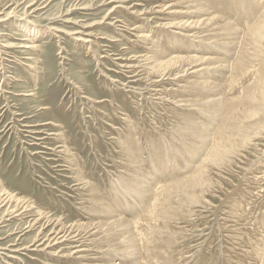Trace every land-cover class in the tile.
<instances>
[{"label": "rangeland", "instance_id": "obj_1", "mask_svg": "<svg viewBox=\"0 0 264 264\" xmlns=\"http://www.w3.org/2000/svg\"><path fill=\"white\" fill-rule=\"evenodd\" d=\"M169 3L189 17L160 13ZM174 3L0 0V185L26 202L0 193V264H131L134 243L144 250L133 257L144 264H264V111L241 106L250 120L238 111L222 125L208 108L224 94L214 82L229 88L224 98L237 97L259 68L245 73L248 63L231 60L237 40L228 27L246 32L242 46L251 44L250 57L260 55L263 66L264 42L243 39L249 26L235 4L217 17L199 3ZM186 19L200 24H177ZM27 29L37 32L26 44L33 50L24 44ZM219 54L230 56L236 74L213 73ZM169 58L185 61L174 67L179 72ZM203 71L210 74L201 78ZM127 185L140 191L126 193ZM132 231L138 238L130 247ZM63 235L64 244L51 243Z\"/></svg>", "mask_w": 264, "mask_h": 264}, {"label": "bare ground", "instance_id": "obj_2", "mask_svg": "<svg viewBox=\"0 0 264 264\" xmlns=\"http://www.w3.org/2000/svg\"><path fill=\"white\" fill-rule=\"evenodd\" d=\"M168 1H175V3H177V2H186V3H199L198 5H199V7L198 8H200V9H204L205 10V12L207 11V12H209V11H212V13L215 15V16H219V15H217V14H224L223 12H221L220 10L221 9H224L225 11L226 10H228L230 7H231V5H233V4H235V6L238 8L237 10L240 12V15L242 16V18L244 17L243 15H245V18H243V22L242 23H244V24H248V26H249V31H248V35H246V36H244L243 37V39L245 38V40H246V38L248 39V41H250L249 43H252V44H254V46H256V47H259L258 45H260V46H262L263 45V42H264V21L262 20V21H260L259 20V17L260 16H262V14H264V0H168ZM162 2V1H161ZM173 3V2H172ZM172 3H169V4H171V5H169L168 7H162V6H160L159 7V11H160V13H164V11L165 10H168V11H171L172 12V10L174 9V11H175V7L172 5ZM174 3V4H175ZM179 4L177 3V6H178ZM184 7H185V5H183ZM182 6V7H183ZM197 6V5H196ZM195 6V7H196ZM187 7V6H186ZM232 7H234V6H232ZM232 7L230 8V9H232ZM236 7H234L235 8V10H236ZM121 8V7H120ZM192 8V6L190 7V9ZM218 8V9H217ZM220 8V9H219ZM234 8H233V10H234ZM189 8H188V10H190ZM192 9H194V7L192 8ZM229 9V10H230ZM181 10H182V8H181ZM223 10V11H224ZM232 10V11H233ZM174 11L172 12V13H170V15L171 14H174ZM198 11V10H197ZM201 11V10H200ZM176 12V11H175ZM148 13V12H147ZM149 13H150V11H149ZM152 13H155V11L154 12H152ZM212 13H210L211 15H212ZM165 14V13H164ZM176 14H179L180 16V18H188L189 17V14H184V12L183 11H178V12H176ZM205 14V13H204ZM142 15V14H141ZM144 15V14H143ZM149 15V14H148ZM167 15H168V13H167ZM202 15H203V10H202ZM202 15H200V16H202ZM205 15H208V14H205ZM211 15H210V17H211ZM239 15V14H238ZM12 16V15H11ZM146 16V15H145ZM160 16V15H159ZM162 16V15H161ZM166 16V15H165ZM165 16H163V17H165ZM172 16V15H171ZM209 16V15H208ZM208 16H205V17H208ZM191 17V16H190ZM204 17V16H203ZM202 17V18H203ZM168 18V17H167ZM199 18V17H198ZM201 18V17H200ZM231 18V17H230ZM12 19V18H11ZM179 19V18H178ZM194 19V18H193ZM197 19V18H196ZM215 19V18H214ZM223 19V18H222ZM3 20V19H2ZM2 20H0V22L2 21ZM7 20V19H6ZM204 20V19H203ZM202 20V21H203ZM206 20V19H205ZM207 20H209V19H207ZM218 20H220V19H218ZM240 20H242V19H240ZM4 21V20H3ZM185 21V20H184ZM183 21V22H184ZM186 21H187V19H186ZM190 21V20H189ZM191 21H192V19H191ZM195 21H197V20H195ZM195 21H193V22H191V23H189L188 21V23H181L180 22V20H179V23H177L180 27L182 26V25H189V26H191V24H192V26H196V24L198 25V24H200V21H197V22H199V23H195ZM201 21V22H202ZM215 21V20H214ZM167 22V21H166ZM174 22H175V20H174ZM173 22V23H174ZM222 22V21H221ZM241 22V21H240ZM27 23V22H26ZM24 24V23H23ZM23 24H19V25H17V26H19L20 28H26L25 26H26V24L23 26ZM165 24V23H164ZM169 24H170V22H169ZM172 24V23H171ZM176 23H174L173 25H177ZM181 24V25H180ZM221 24V23H220ZM172 25V26H173ZM28 26V25H27ZM188 26V27H189ZM218 26V25H217ZM241 26V25H240ZM184 27V26H183ZM227 27H228V25H227ZM227 27H225V28H227ZM234 26H230V27H228L229 28V30L231 29V30H233L234 32H233V34H232V36L233 35H235V33H238V35H240V36H238V37H232L231 36V42H234L235 40H237V43L234 45V48H230V49H232V51H233V55L231 56V60H233L234 59V57H236L237 59H238V61H239V63L240 64H243L244 65V63H248V65H246L245 67H246V70L244 71L245 73L246 72H248V70H250V69H253V70H256L258 67V71H256V73H254L255 74V76L254 75H252L253 77H254V81L253 82H250V81H243V83L241 84L240 82V84H241V88L238 90V93H239V91H240V95H238L237 97H235L234 95H236V92L234 91L233 93L234 94H232L231 96L228 94V96L227 97H225L224 98V94H227V91H226V89H229V88H226V89H223L222 87L221 88H219L217 85H216V82H212L213 84H214V87H213V89H215L216 90V92H218V91H220V90H222V94H223V97H219L218 95L216 96V97H219V98H216V97H214V98H216V99H211V101H208V108H210L211 106H213L214 105V109H215V111L218 113V119H221L222 120V122H221V120H220V122L222 123V125L226 122V121H229V120H231V117H233L232 115L234 114V113H237L238 111H240V107L241 106H243V110H245L246 109V107L248 106V105H251V106H253L254 108H255V110H256V112L257 111H264V66L262 65V63L260 64V59L258 60L259 62H256V59H258L259 57L258 56H260V55H258V52H257V55L258 56H256V57H258V58H255V56H254V60L250 57L251 56V54L249 53V47L251 46L252 47V45L250 44V46L247 48L246 47V45L245 46H242V42L240 41V39L242 40V37H241V35H242V33H246L244 30H241L240 28L238 29L237 27L236 28H233ZM243 27H244V25H243ZM159 28V27H158ZM164 28V27H163ZM174 28V27H173ZM172 27H171V29H173ZM198 28V27H197ZM155 29V28H154ZM167 29V28H166ZM187 29V28H186ZM244 29H246V28H244ZM158 30V29H157ZM164 30V29H163ZM191 30H193L192 28H191ZM140 31V30H139ZM209 31H210V29H209ZM214 31V30H213ZM226 31H228V30H226ZM241 31H243V32H241ZM182 32V31H181ZM184 32H189L190 33V28H189V30H184ZM217 32V31H216ZM240 32V33H239ZM27 35L26 36H24V37H26V39H24V44L26 45V44H29V42H32V40L37 36V32H36V30H31V29H27ZM174 33V32H173ZM183 33V32H182ZM189 33H186V34H189ZM198 33V32H197ZM203 33V32H202ZM215 33V32H214ZM214 33H212V34H214ZM178 34V33H177ZM181 34V33H180ZM200 34V36H201V33H199ZM199 34L197 35L196 34V32H193V35H197L196 37H198L199 36ZM204 34V33H203ZM209 34V33H208ZM216 34V33H215ZM214 34V35H215ZM185 35V34H184ZM213 35V36H214ZM245 35V34H244ZM175 36H177L176 34H175ZM190 36H191V34H190ZM190 36H186V37H188L187 38V41L189 42V44L191 45V44H194V43H191L192 42V40H195V37H191L190 38ZM204 36V35H203ZM212 36V35H211ZM225 36V35H224ZM228 36V35H227ZM181 37V36H180ZM184 37V36H183ZM226 37V36H225ZM179 38V37H178ZM194 38V39H193ZM201 39L203 38V37H200ZM209 38V37H208ZM212 38V37H211ZM36 39V38H35ZM213 39L214 40H216V39H222V38H217L216 37V39H215V37H213ZM212 39V40H213ZM169 40V39H168ZM176 40V39H175ZM196 40H198L197 38H196ZM211 40V41H212ZM228 40H229V38H228ZM173 41V40H172ZM172 41L170 40V42L172 43ZM216 41H218V40H216ZM221 41V40H220ZM224 41H226L225 39H224ZM175 42H177V41H175ZM223 42V41H222ZM227 42V41H226ZM230 42V41H229ZM229 42H227V43H229ZM243 42H245L244 40H243ZM247 42V41H246ZM179 43V42H178ZM187 43V42H186ZM214 43V42H213ZM212 43V44H213ZM216 44L218 43V42H215ZM214 43V44H215ZM221 42H219L218 44H220ZM175 44H177V43H175ZM213 44V45H214ZM223 44L224 43H221V45L223 46ZM231 44H233V43H231ZM230 44V45H231ZM19 46V45H18ZM184 46H186L185 44H184ZM224 46H226V44L224 45ZM229 46V45H228ZM22 47H24L25 48V46H22ZM183 47V46H182ZM198 47V46H197ZM209 48L211 47V46H208ZM217 47V46H216ZM219 47V46H218ZM232 47V46H231ZM250 47V48H251ZM17 48V47H16ZM26 48H31L32 50L33 49H35V44L33 43V45H31V46H27L26 45ZM203 48V47H202ZM214 47L212 46V49H213ZM19 49H20V47H19ZM175 49V48H174ZM190 49V48H189ZM220 49H221V47H220ZM252 49H253V47H252ZM256 50H257V48H255ZM259 49V48H258ZM260 49H262L261 47H260ZM176 50V49H175ZM195 50V49H194ZM211 50V49H210ZM214 50V49H213ZM216 50V49H215ZM226 50V49H225ZM254 50V49H253ZM263 50V49H262ZM26 51H28V50H26ZM198 51V50H197ZM197 51H195V52H197ZM228 51H229V49H228ZM232 51H230V52H232ZM255 51V50H254ZM260 51V50H259ZM167 52V51H166ZM264 52V51H263ZM198 53V52H197ZM221 53H223V52H221ZM254 53V52H253ZM261 53V52H260ZM163 54V53H162ZM166 54V53H165ZM168 54V53H167ZM209 54V53H208ZM207 54V55H208ZM213 54V53H212ZM218 54V53H217ZM224 54V53H223ZM226 55H228V54H232V53H225ZM196 55V54H195ZM198 55V54H197ZM206 55V56H207ZM214 55V54H213ZM220 55V54H219ZM222 55V54H221ZM221 55L219 56V58L218 59H220L221 58ZM253 55V54H252ZM166 56V55H165ZM200 56V55H199ZM198 56V57H199ZM210 57L212 56V55H209ZM169 57V56H168ZM170 57H172V56H170ZM216 57V56H215ZM224 57V56H223ZM222 57V58H223ZM176 58V57H175ZM179 58V57H178ZM176 59V60H173V58H171L173 61H171L170 60V58H169V60L173 63L174 62V64L175 65H173V71L174 72H176L177 73V71L179 72V70H177L176 68L179 66V64H182L183 62L185 63V61L183 60V59ZM185 58V57H184ZM188 58V57H187ZM186 58V59H187ZM209 58V57H208ZM221 58V60H217V61H215V60H213V62H220L221 64V66L219 67V63H218V67L220 68V69H216L215 70V68L213 67V66H211V67H213L214 68V72L213 73H215L217 70H221V67L223 68V69H227V68H229L230 67V69L232 68L233 69V73L232 74H236V73H234V63H233V61L231 62L230 61V56H226L224 59H222ZM226 58H229V59H226ZM193 59H195V57L194 56H192V57H190L188 60L190 61H192V62H196V60H193ZM198 59V58H197ZM200 59V58H199ZM204 59V58H203ZM237 59H235L236 60V62H238L237 61ZM251 59V60H250ZM262 60H263V58H261ZM30 60H34L33 58H31ZM209 60V59H208ZM156 61H158V60H156ZM210 61H212L211 59H210ZM223 61L225 62V61H227V62H229V65H227L226 63H223ZM198 62H200L199 60H198ZM198 62L197 63H195V64H198ZM264 62V61H263ZM156 63V62H155ZM203 63V62H202ZM254 63L257 65V67H254L253 65H254ZM186 64H188V63H186ZM201 64V63H200ZM200 64H198V65H200ZM204 64H205V62H204ZM207 64V63H206ZM264 64V63H263ZM171 65V64H170ZM184 65V64H183ZM182 65V66H183ZM191 65H192V63H191ZM193 65H194V63H193ZM197 65V66H198ZM210 65H211V63H210ZM237 65L238 66H241V65H239L238 63H237ZM163 66V65H162ZM202 66V65H201ZM207 66V65H206ZM209 66V65H208ZM217 66V65H216ZM250 66V67H249ZM167 67V66H166ZM171 67V66H170ZM174 67H176V68H174ZM193 67V66H192ZM200 67V66H199ZM242 67V66H241ZM245 67H243V68H245ZM248 67H249V69H248ZM184 68H186L185 66H184ZM204 68V67H203ZM236 68V67H235ZM31 69L32 70H36V68H34V65H31ZM165 69V68H164ZM196 69V68H195ZM211 69V68H210ZM34 70V71H35ZM161 70V69H160ZM184 70V69H183ZM187 70V69H186ZM200 70V69H199ZM207 70V69H206ZM208 70H209V68H208ZM207 70V71H208ZM237 70V69H236ZM191 71V70H190ZM194 71V70H193ZM196 71H198V70H196ZM206 71V72H207ZM210 71V70H209ZM227 71V70H226ZM238 71V70H237ZM250 71H252V70H250ZM249 71V72H250ZM38 72V71H37ZM36 72V73H37ZM188 72V71H187ZM192 72V71H191ZM211 72V71H210ZM219 72V71H218ZM223 72H224V70H223ZM229 72H230V70H229ZM228 72V73H229ZM236 72V71H235ZM239 72H241V71H239ZM254 72V71H253ZM252 72V73H253ZM182 73V72H181ZM180 73V74H181ZM185 73V72H184ZM207 73H209V72H207ZM207 73H205V74H207ZM212 73V72H211ZM221 73V72H220ZM228 73H226L225 75H227ZM179 74V75H180ZM188 74V73H187ZM202 74V73H201ZM205 74H204V71H203V75H202V77L201 78H204V76H205ZM210 74V73H209ZM222 74H224V73H222ZM229 74H231V73H229ZM229 74H228V76H229ZM238 74V73H237ZM241 74V73H240ZM217 75V74H216ZM216 75H215V77H216ZM224 75V76H225ZM183 76V75H182ZM209 76V75H208ZM227 76V77H228ZM231 76V75H230ZM242 74L241 75H238V76H236V78L238 79L239 78V80L238 81H240V79L242 78ZM180 77V76H179ZM211 77H212V75H211ZM220 77H222L221 75H220ZM226 77V78H227ZM36 78V77H35ZM179 79H181V78H179ZM224 79V78H223ZM230 79V78H229ZM232 79V78H231ZM230 79V80H231ZM236 79V80H237ZM250 79H251V76H250ZM177 80H178V78H177ZM194 80V79H193ZM220 79H218L217 80V84H218V81H219ZM226 80V79H225ZM225 80H224V82H225ZM236 80H234L233 79V81H236ZM191 81V80H190ZM223 81V80H222ZM228 82V81H227ZM249 82V83H248ZM245 83H248V85L246 84L245 85ZM195 84H197L196 82H195ZM194 84V85H195ZM203 84H207V82H204ZM198 85H199V83H198ZM219 85V84H218ZM223 85V84H222ZM230 85V84H229ZM224 86V85H223ZM166 89V88H165ZM229 91H231V89L229 90ZM209 92H211V91H209ZM220 93V92H219ZM228 93H230V92H228ZM231 94V93H230ZM204 95H206V94H204ZM221 95V94H220ZM29 96H31V94H29ZM206 97V96H205ZM207 97L209 98V96L207 95ZM208 98H206V99H208ZM180 101V100H179ZM204 104H206V102L204 103ZM216 105V106H215ZM255 105V106H254ZM187 106V105H186ZM191 106V105H190ZM194 107V106H193ZM245 107V108H244ZM250 107V106H249ZM206 108V107H205ZM207 108V109H208ZM248 109H250V108H248ZM210 109H208V111H209ZM253 110V109H252ZM205 111V110H204ZM246 111V110H245ZM244 111V112H245ZM252 112V111H251ZM254 112V114H255V111H253ZM208 113V112H207ZM210 113H211V111H210ZM239 113V112H238ZM248 113V112H247ZM247 113H244V115H242V113H241V111H240V114L243 116V117H241L242 119H247V117H248V119H249V117H250V115L251 114H253V113H251L250 114V111H249V114H247ZM258 113V112H257ZM240 115V116H241ZM263 115V114H262ZM239 117V116H238ZM252 117H253V115H252ZM264 117V116H263ZM181 119V118H180ZM240 119V118H239ZM248 119L246 120V121H248ZM253 119V118H252ZM251 119V120H252ZM125 120V119H124ZM199 120V119H198ZM233 120V119H232ZM250 120V119H249ZM182 121V120H181ZM185 121V120H184ZM256 121V120H255ZM250 122V121H249ZM258 123V122H257ZM256 123V124H257ZM247 125L249 124V123H246ZM194 125V124H193ZM217 125V124H216ZM215 125V126H216ZM253 125V124H252ZM198 126V125H197ZM206 126V125H205ZM212 126V125H211ZM211 126H210V128L209 127H207V129H208V131H211V130H213V128H211ZM229 126V125H228ZM230 126H232V125H230ZM235 126V125H234ZM237 126V125H236ZM254 126H256V125H254ZM195 127V126H194ZM248 127V126H247ZM249 127H250V125H249ZM188 128V127H187ZM218 128V127H217ZM216 127H215V129H214V132L213 133H215V135H216V133H219L222 129L220 128V126H219V129H217ZM240 128V127H239ZM206 129V130H207ZM232 130H233V128H231ZM253 129V128H252ZM257 129H258V127H257ZM239 130V129H238ZM254 130V129H253ZM219 131V132H218ZM257 131V130H256ZM204 132V131H203ZM238 132V131H237ZM240 132V131H239ZM240 133H242V132H240ZM244 133V132H243ZM212 134V133H211ZM246 134V133H245ZM188 135V134H187ZM197 135V134H196ZM195 136V135H194ZM240 136V135H239ZM251 136V135H250ZM210 137V136H209ZM247 137V136H246ZM197 138V137H196ZM252 138V137H251ZM165 139V138H164ZM174 139V138H173ZM211 139V138H210ZM209 139V140H210ZM235 139V138H234ZM246 139V138H245ZM190 140V139H189ZM227 140V139H226ZM243 141H245V140H243ZM191 142V141H190ZM223 142V141H222ZM198 143V142H197ZM207 143H212V141H208L207 140ZM225 143V142H224ZM245 143V142H244ZM205 144H206V141H205ZM232 144H233V142H232ZM200 145V144H199ZM209 144H207L206 146H208ZM205 146V145H204ZM211 146H212V144H211ZM217 145H215V147H216ZM209 147V146H208ZM214 147V148H215ZM219 147V146H218ZM217 147V148H218ZM187 148V147H186ZM213 148V149H214ZM220 148V147H219ZM228 148V147H227ZM188 149V148H187ZM190 149V148H189ZM225 149V148H224ZM191 150H193V149H191ZM220 150V149H219ZM232 150V149H231ZM212 151H214V150H212ZM189 152V151H188ZM194 152V151H193ZM215 152V151H214ZM222 152V151H221ZM191 153V152H190ZM219 153V152H218ZM204 154V153H203ZM210 154V153H209ZM212 154V153H211ZM224 154V153H223ZM228 154V153H227ZM172 155V154H171ZM170 155V156H171ZM191 155V154H190ZM198 155V154H197ZM216 156L218 155V154H215ZM214 155V156H215ZM73 156V155H72ZM162 156H163V154H162ZM169 156V157H170ZM215 156V157H216ZM219 157H220V154L218 155ZM218 156H217V159H218ZM226 156V155H225ZM225 156H223V157H225ZM216 159V160H217ZM162 160V159H161ZM162 162V161H161ZM185 163V162H184ZM188 164V163H187ZM168 165V164H167ZM185 166V165H184ZM160 167H162V166H160ZM152 168V167H151ZM175 168V167H174ZM176 169V168H175ZM189 170V169H188ZM201 170H202V168H201ZM159 171V170H158ZM171 172V171H170ZM169 172V173H170ZM201 172V171H200ZM198 174V173H197ZM202 174V173H201ZM174 175V174H173ZM193 175V174H192ZM200 175V174H199ZM78 176H79V172H78ZM168 176H170V175H168ZM178 176V175H177ZM81 177V176H80ZM188 177V176H187ZM82 178H83V176H82ZM79 179H81V178H79ZM160 179H162V178H160ZM180 179V178H179ZM83 180V179H82ZM140 180V179H139ZM162 180H164V179H162ZM158 181V180H157ZM174 182V181H173ZM176 182V181H175ZM174 182V183H175ZM200 182V181H199ZM180 183V182H179ZM133 184V183H132ZM140 184V183H139ZM198 184V183H197ZM93 185V184H92ZM136 185H138L137 183H136ZM148 185V184H147ZM153 185H154V183H153ZM156 185V184H155ZM177 185V184H176ZM1 186V185H0ZM128 186V185H127ZM145 186V185H144ZM167 186V185H166ZM192 186V185H191ZM190 186V187H191ZM92 188H93V186H91ZM140 187H142L141 189H143V184H141V185H139V189H140ZM160 187H161V185H160ZM124 188H126V187H124ZM123 188V189H124ZM150 188V189H149ZM186 188V187H185ZM137 190V188H135L134 186H128L126 189H124V190H126L125 192L126 193H129V192H137V191H140V190ZM148 189H149V193L147 194L148 196H149V198H151L152 197V195H153V193H154V191H151L150 192V190L152 189L151 187H148ZM160 189V188H159ZM122 190V189H121ZM123 190V191H124ZM144 190V189H143ZM171 190V189H170ZM174 191V190H173ZM187 191V190H186ZM0 193H1V195H2V197H4L5 199H4V201H6V200H8V201H14V202H17L18 204H21V203H24L23 205H25L26 204V202H24L23 201V199H21V198H18V197H16V195H14V194H12V193H9L8 191H6L2 186H1V189H0ZM125 194V193H124ZM132 194V193H131ZM146 195V194H145ZM193 195V194H192ZM130 196V195H129ZM137 196H139V195H137ZM90 197V196H89ZM95 197V196H94ZM141 197V196H140ZM146 197V196H145ZM197 197V196H196ZM135 199H137L136 197H135ZM151 200H152V198H151ZM3 201V202H4ZM142 201V200H141ZM2 204H4V203H2ZM143 204H144V206H145V202L143 201ZM1 205V204H0ZM23 205H22V207H23ZM29 206V205H28ZM28 206L26 207V208H28ZM97 206V205H96ZM109 205H107L106 206V208L108 207ZM150 207V206H149ZM0 208H2L1 206H0ZM103 208V207H102ZM101 208V209H102ZM111 208V207H110ZM110 208H108L106 211L107 212H109L110 210H112V209H110ZM151 208V207H150ZM110 209V210H109ZM144 210L145 209H147V208H143ZM103 210V209H102ZM105 210V209H104ZM103 210V211H104ZM109 210V211H108ZM13 211H15V210H13ZM90 212V211H89ZM92 212V211H91ZM101 213V212H100ZM149 213V209L147 210V214ZM22 214V213H21ZM23 215V214H22ZM91 215H93L92 213H91ZM105 215H106V212H105ZM109 215V214H108ZM43 220V219H42ZM37 221V220H36ZM38 221H39V219H38ZM120 221L121 222H119V225L118 226H120V225H125L126 227L127 226H129V225H127L128 223H130L129 221H124V220H122V219H120ZM114 222V221H113ZM112 224V223H111ZM132 226H133V224L130 226L131 228H132ZM129 232V231H128ZM134 232L132 231L131 232V234H132V236H133V238H132V236H131V238H129V240L130 239H132V240H130L131 241V245H130V247H132L133 245V248H131L132 249V251H133V253H131L132 254V258H131V264H144L143 262H142V260L140 259V258H136L135 256L133 257V254H134V252H138L139 253V250H140V253H142V250H144L142 247H136L137 245H135V243L132 245V243L133 242H136V240H134V238H135V234H133ZM118 234V233H117ZM122 234V233H121ZM123 234H124V232H123ZM108 235V234H107ZM128 236V235H127ZM109 237V236H108ZM121 237V236H120ZM137 237V236H136ZM57 238H58V236H57ZM138 238V237H137ZM55 239V238H54ZM53 239V240H54ZM110 239V238H109ZM50 240V239H49ZM89 240H91V239H89ZM108 240V239H107ZM66 241H68V238L65 236V235H63V236H60L57 240H54V241H51V243L53 244V245H57V244H64V242H66ZM128 241V240H127ZM151 241V240H150ZM45 242V241H44ZM123 242V241H122ZM114 243V242H113ZM130 243V242H129ZM88 244V243H87ZM40 245H44V243H40ZM39 245V246H40ZM48 245V244H47ZM50 245V244H49ZM83 246V245H82ZM129 246V245H128ZM142 246H144V245H142ZM53 247V246H52ZM84 247V246H83ZM116 247V246H115ZM137 248V250H136V248ZM51 248V247H50ZM79 248V246L77 247V249ZM140 248V249H139ZM129 249V248H128ZM79 251V250H78ZM130 252H132L131 250H129ZM128 251V252H129ZM146 251H147V247H146ZM82 252V251H81ZM85 252V251H84ZM127 252V251H126ZM78 253H80V252H78ZM139 253V254H140ZM143 253H145V252H143ZM129 254V253H128ZM135 255V254H134ZM147 255H148V251H147ZM155 255V254H154ZM84 256V255H83ZM140 256H141V254H140ZM87 257V256H86ZM85 257V258H86ZM144 257V256H143ZM68 258V257H67ZM82 258V257H81ZM118 258V257H117ZM142 258V257H141ZM145 258V257H144ZM143 258V259H144ZM149 258V257H148ZM84 259V258H83ZM78 260H79V258H78ZM113 261V260H112ZM110 262V264H116V263H113V262ZM78 262V261H77ZM81 263H82V261H81ZM79 264H80V262H79ZM151 264H152V262H151Z\"/></svg>", "mask_w": 264, "mask_h": 264}]
</instances>
